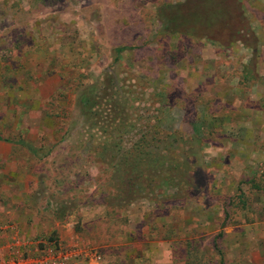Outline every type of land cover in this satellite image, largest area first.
<instances>
[{"label": "rangeland", "instance_id": "1", "mask_svg": "<svg viewBox=\"0 0 264 264\" xmlns=\"http://www.w3.org/2000/svg\"><path fill=\"white\" fill-rule=\"evenodd\" d=\"M177 1L0 0V264H264V0ZM141 135L169 183L118 196Z\"/></svg>", "mask_w": 264, "mask_h": 264}, {"label": "trees", "instance_id": "2", "mask_svg": "<svg viewBox=\"0 0 264 264\" xmlns=\"http://www.w3.org/2000/svg\"><path fill=\"white\" fill-rule=\"evenodd\" d=\"M226 1L227 0H198V3H192L190 0L177 1L173 3L174 6L180 4L182 5L183 8L182 9L177 8V12L174 13L179 14L181 16V18H179V25H181L182 27L200 28V26L204 25L207 27V29H210L211 25L212 26L214 24L217 25L218 23H221L223 21L224 16L227 13L226 12L227 6L225 5ZM170 4L171 2L168 1L163 3L162 6L167 7L170 6ZM169 14L170 17L168 18V20L164 19L163 22L162 21L160 22V25L164 29H168V30L175 28V19L173 17L174 14L173 13H169ZM186 34H190V32ZM191 35H201V32L194 31L192 32ZM121 49L122 47H116L114 51L117 53ZM115 57L116 55L114 56V59ZM91 100L89 101V99H87L83 104V99H82V104L80 106L83 111L88 112L89 106L93 104ZM120 120H122L121 115L119 114L113 115L111 113V117L109 118L108 122H106L107 123L106 127L103 130H101V132H111L112 135H115V129L112 128L108 129V124L110 123L115 124L118 121L120 122ZM155 133H157V131H155ZM164 136L166 137V135ZM0 139L13 140L20 144H23L27 146L28 150L31 153H36V150L40 148L28 143L23 138L12 139L6 137L3 138L0 136ZM147 139L148 137H146L145 135H141L131 146H129V148L123 151L120 156L114 158L116 160L115 164L109 163V167L112 168L111 172L113 176L115 175L114 176L115 184L113 188L119 192L117 194L118 196L119 194L120 196L124 195V193L128 195L130 192L134 193L137 190H142L144 189V187H148L149 185L151 186L152 184L151 182H154L155 180L159 182L158 185H162V186H166L167 183H169L167 179H165V177L163 178L154 177L155 176L153 175L154 171L151 173L153 177H150L148 181L145 182L144 169L142 168L145 165H147V163L143 164L144 160H147L146 158L150 157L149 158L150 160L157 162L158 159L154 156L152 158L153 152L150 151V149H148V146L150 145L151 141L149 142V140ZM112 146H116L117 148L120 147L116 141L115 142L113 141V143L108 141L101 142L99 153L102 152V154H107V151L110 150ZM159 156L160 155H158V157ZM111 157H115V154H113ZM158 162L161 165V161ZM151 165L155 166L156 164L152 163ZM113 168L115 170H113ZM49 239L55 240V238L52 235L49 236Z\"/></svg>", "mask_w": 264, "mask_h": 264}, {"label": "built area", "instance_id": "3", "mask_svg": "<svg viewBox=\"0 0 264 264\" xmlns=\"http://www.w3.org/2000/svg\"><path fill=\"white\" fill-rule=\"evenodd\" d=\"M45 259V257H39V258H37V260L35 261V263H37V264H46V260H44Z\"/></svg>", "mask_w": 264, "mask_h": 264}]
</instances>
